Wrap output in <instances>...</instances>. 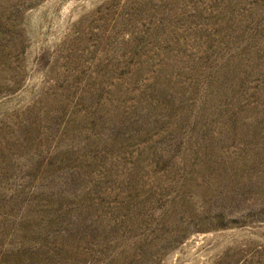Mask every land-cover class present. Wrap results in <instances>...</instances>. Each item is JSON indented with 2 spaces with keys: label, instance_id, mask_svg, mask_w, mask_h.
<instances>
[{
  "label": "rangeland",
  "instance_id": "1",
  "mask_svg": "<svg viewBox=\"0 0 264 264\" xmlns=\"http://www.w3.org/2000/svg\"><path fill=\"white\" fill-rule=\"evenodd\" d=\"M0 264H264V0H0Z\"/></svg>",
  "mask_w": 264,
  "mask_h": 264
}]
</instances>
